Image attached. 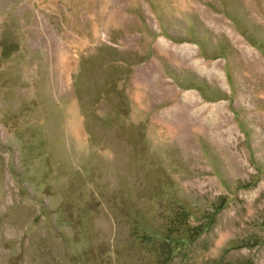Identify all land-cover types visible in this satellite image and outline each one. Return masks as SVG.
Listing matches in <instances>:
<instances>
[{
	"label": "rangeland",
	"instance_id": "1",
	"mask_svg": "<svg viewBox=\"0 0 264 264\" xmlns=\"http://www.w3.org/2000/svg\"><path fill=\"white\" fill-rule=\"evenodd\" d=\"M0 264H264V0H0Z\"/></svg>",
	"mask_w": 264,
	"mask_h": 264
}]
</instances>
